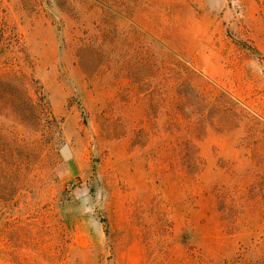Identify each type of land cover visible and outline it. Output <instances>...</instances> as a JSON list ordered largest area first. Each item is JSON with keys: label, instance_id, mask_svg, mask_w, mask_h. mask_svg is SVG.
Here are the masks:
<instances>
[{"label": "rangeland", "instance_id": "1", "mask_svg": "<svg viewBox=\"0 0 264 264\" xmlns=\"http://www.w3.org/2000/svg\"><path fill=\"white\" fill-rule=\"evenodd\" d=\"M0 264H264V0H0Z\"/></svg>", "mask_w": 264, "mask_h": 264}, {"label": "built area", "instance_id": "2", "mask_svg": "<svg viewBox=\"0 0 264 264\" xmlns=\"http://www.w3.org/2000/svg\"><path fill=\"white\" fill-rule=\"evenodd\" d=\"M71 187V186H70Z\"/></svg>", "mask_w": 264, "mask_h": 264}]
</instances>
